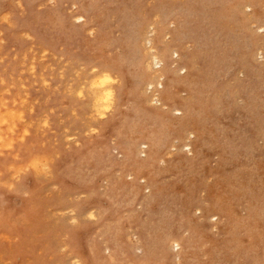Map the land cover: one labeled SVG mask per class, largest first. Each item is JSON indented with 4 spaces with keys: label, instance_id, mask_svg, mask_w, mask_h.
I'll use <instances>...</instances> for the list:
<instances>
[{
    "label": "rangeland",
    "instance_id": "rangeland-1",
    "mask_svg": "<svg viewBox=\"0 0 264 264\" xmlns=\"http://www.w3.org/2000/svg\"><path fill=\"white\" fill-rule=\"evenodd\" d=\"M180 1L185 0H126L116 5L95 0L91 14L98 25L86 29L73 16L72 0H33L30 12L58 10L64 23L44 15L41 30L46 38L41 41L18 27L29 15L26 0H0V264H264V31L246 21L251 0H193V8L180 14L191 25L193 38L217 37L206 50L194 51L188 44L200 85L176 98L192 103L191 120L203 135L166 132L158 166L174 163L179 168L156 174L155 201L145 203L143 196H130L123 188L112 196L114 185L134 179L128 176L132 169L109 163L111 156L122 159L114 149L126 142L130 124L138 120L166 131L165 123L152 116L158 108L168 109L151 102L156 86L149 85L146 49L151 52L148 41L162 27L155 8ZM241 3L243 9H237ZM205 6L212 9L202 13ZM259 8L264 14V0ZM127 13L140 25L132 41L139 57L133 74L139 81L133 89L129 82L122 114L108 126L113 110L102 117L104 107L95 110L89 98L92 90L105 85L75 57L80 39L92 31H106V39L110 33L120 36V19ZM200 13L207 15L206 22H199ZM161 40L168 44L171 38L164 34ZM225 41L230 48L224 57L237 66L229 73L224 65L209 68L205 60L211 49L220 63ZM88 56L107 64L100 59L104 56ZM247 69L251 76L248 89H243L238 83L247 79ZM139 104L144 108L138 113ZM171 109L170 117L179 121L183 115L175 116L177 109ZM186 141L196 143L194 154L184 148ZM142 149L147 151L139 146V158H145ZM215 207L223 217H206L208 208ZM176 241L183 242L186 252L180 262ZM142 243L147 256L137 248Z\"/></svg>",
    "mask_w": 264,
    "mask_h": 264
},
{
    "label": "bare ground",
    "instance_id": "bare-ground-1",
    "mask_svg": "<svg viewBox=\"0 0 264 264\" xmlns=\"http://www.w3.org/2000/svg\"><path fill=\"white\" fill-rule=\"evenodd\" d=\"M72 1H73V6L76 8V11L74 12L73 16L79 19L80 21H82L86 29L90 27L91 25L92 26L98 25L96 22V16L91 14V12L93 11L95 0H92L90 3L86 2L85 0H72ZM125 1L126 0H109L111 5L122 4ZM261 1L262 0H251L249 2V6L251 8L252 14L246 15L245 17H246L247 23L250 26H253L254 28V26L256 25L257 29L259 26L260 29L264 31V17H262V15L264 14H262L261 12L262 10H260L259 8ZM26 2L29 7L28 8L29 15L25 18H22L21 21H19L18 23V27H21L23 32L30 33L36 36L39 40L41 39V41L45 40L46 37L44 35V32L41 30L46 25L44 24V22H42L45 18L44 15H48L49 18H54L55 21H58L60 25L64 26L62 18L58 15V12H59L58 10L56 11L55 14L52 13L51 11L45 12L46 14L33 12V11L30 12V8H32L33 6V0H26ZM133 2L135 3L136 0H133ZM243 3L239 4L237 6V9L238 8L243 9L244 7ZM191 4L192 5L195 4V1L185 0L180 5L172 4L171 7L169 6L168 8H165L163 6L155 8L156 17L160 20L159 22L162 24V27L159 32V36H155V38H150L148 41L151 52H149V50L147 51L146 49V53H147L146 54V58H147L146 69H148L149 76L151 78V82L149 84L150 87L153 88L156 86L155 88L156 91L154 95V97L156 98H154L151 102L156 101V103H159V105L162 104L165 108L167 107L168 109L167 112H164V111L159 110L158 108L156 109L157 112H154L152 116H154V118L158 120V122L165 123L163 128L164 130L166 128V131L163 132L162 129L161 130H157V129L155 130V128L152 129L148 127L145 123L139 122L138 120L133 121L132 124H130V134L126 136V142L124 143L121 142L114 149V150H117L116 152L122 155V159L119 160L117 159L116 156L115 157L109 156L110 157L109 163L117 169H125L127 171L128 169H132L130 170V173H128V176H131V177L133 176L134 179L131 182H126L123 180L118 184V186L114 185L112 188L113 190L112 196H115L114 194L115 191L123 188V189H129L130 196H134V195L141 196V197L143 196L142 197L144 198L143 202L145 203L150 204L151 202L155 201L157 193L159 191V188L155 183L156 174L161 175V176L166 175V174H171L177 171L179 168V165H176L174 163H170L167 166L164 165L165 167L162 169H160L158 166L157 159L159 158V155H160L159 150L161 148V142L164 139L166 132H168V130L174 131L175 133L179 132V133H182L184 137H186L188 133L194 136H197L198 138H200L203 135V130L197 127L198 123L194 120L193 121L191 120L195 114V111H194L195 109L192 103L189 100H186L185 98L176 99L177 96H179V93L181 92L192 94V92L196 90V88H198V86L200 85L201 78L199 77L198 70L194 68L193 66L194 62H192L191 57H190V55L193 56V52L187 53L188 52L187 50L189 48L188 44L193 46L194 51H196V49L200 51L202 49L206 50L207 48H211L212 46L211 44L217 41V37H215L211 41L210 39L206 40L204 38H193L192 31L190 30L191 25L188 24L187 19H185L184 17L180 15L186 9L191 10L193 8ZM212 7H213V4H212ZM212 7L210 8V10L212 9ZM129 8H131V6ZM0 10H1V5H0ZM115 10H117V8L113 7L112 11L115 12ZM210 10L206 11V6H205L202 10L203 11L202 13H207ZM131 12L132 14H137L134 12V10H131ZM202 13H200V16H203ZM127 15L128 13L126 15H123L120 19V23H121L119 27L120 36L118 37L117 36L115 37L114 33H110L111 38L106 39L105 35L108 33H106V31L104 30L102 31L103 34L99 33V31L96 34H93V31H92L89 37L87 36L86 38H84L81 36L82 39H80V43H78L79 44V50H78L79 52L77 53L78 57H75L79 65L88 67V69L91 72H93L94 74L98 76V78H100L101 81L99 85L100 84L103 86L105 85L103 89L100 88V90L97 89L98 91L96 90L95 91L92 90V92L90 91L91 92L90 97L87 95V93L85 94L93 101L92 102L93 105H91L92 108L94 106L95 110L99 111L101 110L102 107H104V111L101 112L102 117H104L108 111L113 110L112 115L110 116V119L108 122V126L110 123L113 124L114 119L120 118L122 114L121 112L122 106L126 102L125 96H126V91H128L126 90V87L128 86L129 82L131 83V88L133 89V88H137L138 81H139L138 76L133 74V71H134L133 69H137L136 63L139 61V57L136 55V53L133 50L132 41L134 40V38H136V33L140 25H139L138 20H136L135 18L131 19ZM207 18H208L207 15L203 16L199 20V22L200 23L206 22ZM49 23L50 24L48 26H52L51 21ZM65 29L68 30L69 28L65 27ZM164 30L166 31V33L164 32ZM259 31L256 32L255 34L256 37H258L257 33H259ZM164 34H167V35L169 34L171 41H168V42L170 43L165 44L164 43L165 41L163 42L161 40V37H163ZM259 40L255 38L254 43H259L257 42ZM261 40L264 42V35L261 37ZM238 42L242 43V41L240 40H238ZM45 43L47 45V42ZM262 44H258V46ZM48 45H51V44L48 43ZM101 47L104 48L102 52H101ZM229 48H230V44L226 43L225 41L223 43V51H222L223 54H222V59L220 58L221 60L220 63L216 62V59H217L216 54L215 52H212V50L210 49L209 53L206 54L205 56V60H209L210 62L209 68L213 69L214 64H220V65L226 66L227 72L229 73L232 71L233 67H237L235 64L233 65L231 62H228V57L226 58L224 57V56H227L226 51ZM98 49H100V54H96V51ZM88 55H93V56H98V57L104 56V58H100V59H104L107 62V64L105 65V64H102L98 60L95 61L93 59H90V56ZM154 67L158 69L156 71H153ZM250 72L251 70L247 69L246 74H244L245 75L244 77H246L247 79L242 80V82L238 83L240 87L243 89H248V86H249L248 82L251 76ZM95 84H94L95 85L94 89L98 86V83H95ZM99 87H102V86H99ZM127 97H130V96H127ZM129 99L131 100V98ZM91 100H89V102ZM178 100H181V101H178ZM149 101H150V97H149ZM172 106L174 107V109H177L178 114H175V116L183 115V117H181L179 121L176 120L175 118L170 117L169 115V113L173 111V109H171ZM138 107L137 108H138V113H139L142 111L144 106L140 105ZM156 115L158 116L155 117ZM140 127H143L144 131ZM139 146H144L147 149V151H143L142 149L143 151L142 153L144 154L143 156H145V158L138 157L137 149ZM183 146L188 151V153L191 155L194 154L196 151V143L192 141H186L183 144ZM162 163L164 164V162ZM30 164L32 165V163ZM65 164H67V162H65ZM58 169H61V168H58ZM223 215H224L223 211H220L216 207L214 209L208 208V210L205 212V216L209 217L210 219L214 218L217 220V218L219 217L222 218ZM175 247L178 253L176 256L180 262L186 255L183 242L176 241ZM137 248L141 250L144 256H147L148 247L144 243L139 244ZM116 255H117V252L116 250H114L113 256L115 257Z\"/></svg>",
    "mask_w": 264,
    "mask_h": 264
}]
</instances>
